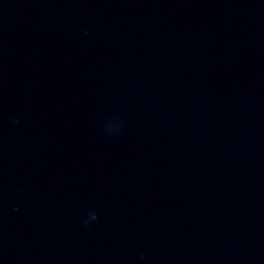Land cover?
Returning <instances> with one entry per match:
<instances>
[{
  "label": "water",
  "instance_id": "obj_1",
  "mask_svg": "<svg viewBox=\"0 0 264 264\" xmlns=\"http://www.w3.org/2000/svg\"><path fill=\"white\" fill-rule=\"evenodd\" d=\"M0 264H264V0H0Z\"/></svg>",
  "mask_w": 264,
  "mask_h": 264
}]
</instances>
